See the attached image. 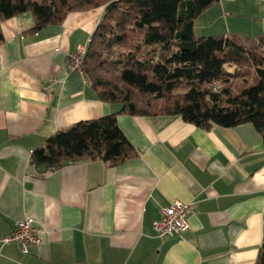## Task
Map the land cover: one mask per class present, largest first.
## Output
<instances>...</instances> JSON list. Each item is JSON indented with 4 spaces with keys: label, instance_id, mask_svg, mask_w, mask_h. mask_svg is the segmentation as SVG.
Segmentation results:
<instances>
[{
    "label": "crops",
    "instance_id": "0c3cea01",
    "mask_svg": "<svg viewBox=\"0 0 264 264\" xmlns=\"http://www.w3.org/2000/svg\"><path fill=\"white\" fill-rule=\"evenodd\" d=\"M102 11H72L35 34L24 32L33 24L29 11L1 21L0 264H254L264 235V143L250 122L206 130L179 114L121 113L137 156L51 171L31 163L57 130L120 108L66 67ZM194 31L263 32L264 0H218ZM176 199L196 202L189 228L159 236L153 222ZM27 216L41 242L25 253L1 239Z\"/></svg>",
    "mask_w": 264,
    "mask_h": 264
},
{
    "label": "trees",
    "instance_id": "16d2710c",
    "mask_svg": "<svg viewBox=\"0 0 264 264\" xmlns=\"http://www.w3.org/2000/svg\"><path fill=\"white\" fill-rule=\"evenodd\" d=\"M218 0H0L1 21L29 11L35 34L72 11L103 7L81 65L96 97L120 108L54 132L31 153L44 171L81 159L110 165L139 154L121 113L179 114L206 130L250 122L264 143V31L198 36L196 18ZM218 85L217 89L213 86ZM254 264H264V235Z\"/></svg>",
    "mask_w": 264,
    "mask_h": 264
},
{
    "label": "built area",
    "instance_id": "2783aa9c",
    "mask_svg": "<svg viewBox=\"0 0 264 264\" xmlns=\"http://www.w3.org/2000/svg\"><path fill=\"white\" fill-rule=\"evenodd\" d=\"M87 45H81L70 54L66 67L69 70L78 69L82 72L81 65L86 53ZM218 85L213 86L217 89ZM196 212L195 201H182L176 199L163 207L161 215L154 220L153 228L159 236H173L181 234L189 228V216ZM3 243L17 242L25 253L29 251L30 244L38 245L41 242L39 227L31 216L16 221L13 231L4 235Z\"/></svg>",
    "mask_w": 264,
    "mask_h": 264
}]
</instances>
